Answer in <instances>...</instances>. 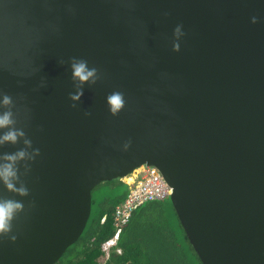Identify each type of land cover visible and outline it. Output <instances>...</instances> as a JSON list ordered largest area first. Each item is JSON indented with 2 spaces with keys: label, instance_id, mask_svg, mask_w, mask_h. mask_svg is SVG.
Segmentation results:
<instances>
[{
  "label": "water",
  "instance_id": "water-1",
  "mask_svg": "<svg viewBox=\"0 0 264 264\" xmlns=\"http://www.w3.org/2000/svg\"><path fill=\"white\" fill-rule=\"evenodd\" d=\"M74 58L95 83L73 78ZM6 111L25 136L0 154L26 151L14 183L28 195L0 181V200L23 204L0 264H55L94 188L143 164L203 264H264V0H0Z\"/></svg>",
  "mask_w": 264,
  "mask_h": 264
},
{
  "label": "trees",
  "instance_id": "trees-1",
  "mask_svg": "<svg viewBox=\"0 0 264 264\" xmlns=\"http://www.w3.org/2000/svg\"><path fill=\"white\" fill-rule=\"evenodd\" d=\"M127 193V184L120 178L98 184L92 191L85 230L55 264H203L170 198L147 202L135 210L120 233L121 252L114 248L107 258L101 245L114 235V209ZM104 215L106 220L101 222Z\"/></svg>",
  "mask_w": 264,
  "mask_h": 264
},
{
  "label": "clouds",
  "instance_id": "clouds-1",
  "mask_svg": "<svg viewBox=\"0 0 264 264\" xmlns=\"http://www.w3.org/2000/svg\"><path fill=\"white\" fill-rule=\"evenodd\" d=\"M253 22L256 21V17H253ZM179 31V29H177ZM178 49V45L175 46ZM73 78L78 79L81 84L84 82L95 83L97 77V69H89L87 66V61L85 60H76L73 59L72 63ZM83 95L82 89L79 90L76 94L71 95V99L79 100L80 96ZM124 99L122 93L116 92L108 96V104L110 105V110L113 114L119 112L120 109L124 106ZM2 104L4 106H11L13 104L12 97L4 94ZM75 107V105H73ZM15 124L13 119V112L6 111L0 114V129L8 128L7 132H4L0 135V146L10 143L17 144L19 137L25 136L23 130L16 129L15 127H10ZM24 143L29 147L32 144V141L25 139ZM35 153L38 155L40 149H35ZM27 153L24 149L15 151L14 153H3L0 154V181L10 190L19 193L22 196L28 195V189L26 187L17 188L14 180L18 179V167L17 164L20 160H23L26 157ZM34 159V157H32ZM129 175V174H128ZM123 178V177H122ZM122 178H120L122 180ZM170 197V196H169ZM168 197V198H169ZM23 209V204L19 201L7 199L0 200V234H5L11 231L12 229V220L15 214ZM15 240V237L12 238Z\"/></svg>",
  "mask_w": 264,
  "mask_h": 264
},
{
  "label": "built area",
  "instance_id": "built-area-1",
  "mask_svg": "<svg viewBox=\"0 0 264 264\" xmlns=\"http://www.w3.org/2000/svg\"><path fill=\"white\" fill-rule=\"evenodd\" d=\"M122 180L127 184L128 193L124 201L114 209L113 223L116 228L114 235L101 245L107 258L114 248L121 252V249L118 248L120 233L133 212L147 202L163 200L172 193V188L161 171L152 165L143 164L123 177ZM105 220L106 215L102 217L101 222H105Z\"/></svg>",
  "mask_w": 264,
  "mask_h": 264
},
{
  "label": "rangeland",
  "instance_id": "rangeland-1",
  "mask_svg": "<svg viewBox=\"0 0 264 264\" xmlns=\"http://www.w3.org/2000/svg\"><path fill=\"white\" fill-rule=\"evenodd\" d=\"M96 195H98V191L95 193L94 192V196H96ZM169 198L167 197V198H165V199H163V200H165V201H167ZM160 201H162V200H160Z\"/></svg>",
  "mask_w": 264,
  "mask_h": 264
}]
</instances>
